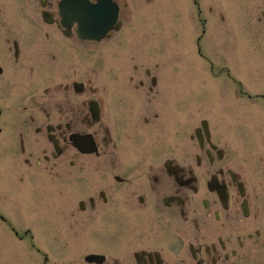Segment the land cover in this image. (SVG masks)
<instances>
[{
	"label": "flooded vegetation",
	"instance_id": "flooded-vegetation-1",
	"mask_svg": "<svg viewBox=\"0 0 264 264\" xmlns=\"http://www.w3.org/2000/svg\"><path fill=\"white\" fill-rule=\"evenodd\" d=\"M157 1L0 0V264H264V167L244 153L264 156V80H232L227 111L132 66L133 11ZM181 1L205 61L216 6ZM208 3L264 52V0ZM89 16L103 39L82 38Z\"/></svg>",
	"mask_w": 264,
	"mask_h": 264
},
{
	"label": "rangeland",
	"instance_id": "rangeland-1",
	"mask_svg": "<svg viewBox=\"0 0 264 264\" xmlns=\"http://www.w3.org/2000/svg\"><path fill=\"white\" fill-rule=\"evenodd\" d=\"M177 1L181 0H158L153 5L133 11V35L138 33L133 38L139 41L131 52L132 66L137 64L139 71L147 68L161 80H180L186 92L199 98L219 100V106L211 108L227 111L236 108L237 102L235 104L230 96L232 80L242 82L249 94L254 92V85L259 80H264V52L252 46L250 28L246 26L248 17H245L241 29L236 22L235 5L201 1L203 9L216 6L212 15L205 10L203 15L208 20L201 42L205 63L198 57L195 47L196 37L201 35L195 9L187 10L182 4L178 6ZM251 6L252 0H243L244 13L250 14ZM217 12L225 14V23L216 17ZM235 40L242 42L243 48L232 47ZM85 61L90 62L91 58H85ZM29 77V74L23 73L19 75V80H29ZM33 80L49 79L37 70ZM240 107L244 110L252 108L244 102ZM243 119L249 122L248 118ZM244 146L247 163L258 177L264 167L259 158L264 156L259 153L256 143H245ZM71 237L69 235V239Z\"/></svg>",
	"mask_w": 264,
	"mask_h": 264
},
{
	"label": "water",
	"instance_id": "water-1",
	"mask_svg": "<svg viewBox=\"0 0 264 264\" xmlns=\"http://www.w3.org/2000/svg\"><path fill=\"white\" fill-rule=\"evenodd\" d=\"M97 39H99V38H97Z\"/></svg>",
	"mask_w": 264,
	"mask_h": 264
}]
</instances>
